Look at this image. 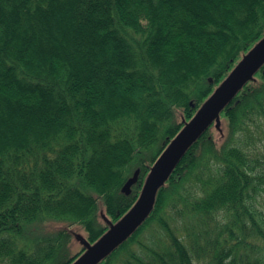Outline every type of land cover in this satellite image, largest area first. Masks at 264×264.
Returning <instances> with one entry per match:
<instances>
[{
	"label": "trees",
	"instance_id": "obj_1",
	"mask_svg": "<svg viewBox=\"0 0 264 264\" xmlns=\"http://www.w3.org/2000/svg\"><path fill=\"white\" fill-rule=\"evenodd\" d=\"M263 38L264 0H0V264H72ZM98 264H264V64Z\"/></svg>",
	"mask_w": 264,
	"mask_h": 264
},
{
	"label": "water",
	"instance_id": "obj_2",
	"mask_svg": "<svg viewBox=\"0 0 264 264\" xmlns=\"http://www.w3.org/2000/svg\"><path fill=\"white\" fill-rule=\"evenodd\" d=\"M264 64V38L243 57L196 115L184 125L176 137L152 166L133 207L72 264H98L127 239L151 212L158 189L167 181L189 147L218 120L220 112L232 101L243 86ZM137 170L123 186L122 193L129 195L138 181Z\"/></svg>",
	"mask_w": 264,
	"mask_h": 264
},
{
	"label": "rangeland",
	"instance_id": "obj_3",
	"mask_svg": "<svg viewBox=\"0 0 264 264\" xmlns=\"http://www.w3.org/2000/svg\"><path fill=\"white\" fill-rule=\"evenodd\" d=\"M102 222H106L108 218L106 215L101 214ZM86 246V235L83 231H79L76 236H74L73 241L71 243V251L73 254L79 252Z\"/></svg>",
	"mask_w": 264,
	"mask_h": 264
}]
</instances>
